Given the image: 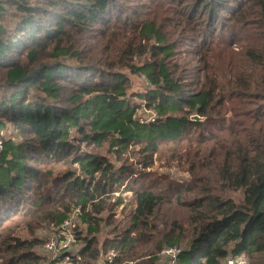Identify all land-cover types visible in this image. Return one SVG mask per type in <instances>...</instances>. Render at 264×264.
Masks as SVG:
<instances>
[{
	"label": "trees",
	"instance_id": "obj_1",
	"mask_svg": "<svg viewBox=\"0 0 264 264\" xmlns=\"http://www.w3.org/2000/svg\"><path fill=\"white\" fill-rule=\"evenodd\" d=\"M0 142V264H264V0H0Z\"/></svg>",
	"mask_w": 264,
	"mask_h": 264
},
{
	"label": "rangeland",
	"instance_id": "obj_2",
	"mask_svg": "<svg viewBox=\"0 0 264 264\" xmlns=\"http://www.w3.org/2000/svg\"><path fill=\"white\" fill-rule=\"evenodd\" d=\"M133 79H134V86L136 89H142L143 86L146 84L144 80H139L138 78H133ZM138 115H140V117H142L144 119H147V118H149L150 113L139 112ZM193 117H194V115H193ZM192 119H196V118H192ZM151 170L157 172L159 175H167V176L169 175L172 179H176L179 181H186V180L190 179L189 174L186 171H183L181 166H179L178 164L171 165V163L165 157H159L155 163V166L153 168H151ZM124 197H125V201L128 205V202L130 201L131 195L129 193H126V194H124ZM126 203L124 204L123 207H120V209L118 210V214L116 217V219H117L116 224L119 223L120 225H123L125 223L124 214H121V212H122L121 210L126 207ZM129 208H130V206L128 205V207L125 211L126 213L129 210ZM85 226L86 225L83 224V227H85ZM113 229H114V227H112V226L102 228L101 235L99 238L100 244H103L107 239H111L114 237L115 233H110ZM50 231H51V227L46 228V229L45 228L39 229V230H37L36 234L39 238H41V239L44 238L46 241ZM75 248L79 249L80 244L78 243L75 246ZM43 252H44V254L48 255V253L45 250ZM139 253L144 254L145 252L141 250ZM112 255H113V251L111 250L108 253V256L102 258L98 263L105 264V260L107 258H110ZM231 260L237 263V261L240 260V257L231 258ZM46 264H49V262H46ZM155 264H174V263H173V259L171 257H167V255L162 253L158 256V259H157V261H155ZM228 264H229V262H228Z\"/></svg>",
	"mask_w": 264,
	"mask_h": 264
},
{
	"label": "built area",
	"instance_id": "obj_3",
	"mask_svg": "<svg viewBox=\"0 0 264 264\" xmlns=\"http://www.w3.org/2000/svg\"><path fill=\"white\" fill-rule=\"evenodd\" d=\"M2 149V142H0V153ZM75 218L76 215L74 214V216L67 219L61 227L53 229V231L48 235L45 251L48 253L49 257H51V263L49 264L71 263L72 258L67 254L71 252L75 245V237L71 230V226L73 225ZM181 251V248H169L165 250L164 253L167 257H171L174 263ZM230 260L228 261L229 264H248V260L245 257H240V260H238L237 263Z\"/></svg>",
	"mask_w": 264,
	"mask_h": 264
},
{
	"label": "water",
	"instance_id": "obj_4",
	"mask_svg": "<svg viewBox=\"0 0 264 264\" xmlns=\"http://www.w3.org/2000/svg\"><path fill=\"white\" fill-rule=\"evenodd\" d=\"M193 118H197V116H195V115H194V117H193ZM97 264H101V263H97Z\"/></svg>",
	"mask_w": 264,
	"mask_h": 264
}]
</instances>
